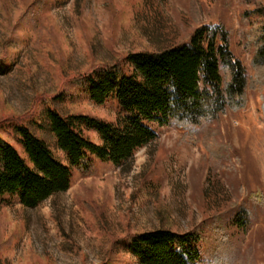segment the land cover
<instances>
[{
  "label": "rangeland",
  "instance_id": "374dc122",
  "mask_svg": "<svg viewBox=\"0 0 264 264\" xmlns=\"http://www.w3.org/2000/svg\"><path fill=\"white\" fill-rule=\"evenodd\" d=\"M259 8L264 0H0V136L16 144L10 128L23 123L62 162L47 104L121 125L115 100L95 104L74 82L95 66L221 24L248 77L246 108L198 126L154 125L158 137L130 164L96 159L89 174L74 170L71 187L38 207L16 196L0 206V264H139L122 241L159 228L199 231V264H264V72L253 62ZM242 209L247 217L236 224Z\"/></svg>",
  "mask_w": 264,
  "mask_h": 264
},
{
  "label": "trees",
  "instance_id": "16d2710c",
  "mask_svg": "<svg viewBox=\"0 0 264 264\" xmlns=\"http://www.w3.org/2000/svg\"><path fill=\"white\" fill-rule=\"evenodd\" d=\"M256 13L261 23L253 27V62L264 72V9ZM74 82L95 104L115 100L123 112L121 125L88 114L65 115L47 104L48 128L65 162L28 126L12 125L10 134L22 151L0 136V206L16 196L23 206L38 207L71 187L74 170L89 174L96 159L120 167L130 164L139 148L158 137L154 125L198 126L248 105L247 71L234 56L229 31L221 24L199 26L184 43L130 52L115 64L78 75ZM242 211L236 224L245 222L247 210ZM202 237L197 230L159 228L136 233L122 245L139 264H199Z\"/></svg>",
  "mask_w": 264,
  "mask_h": 264
}]
</instances>
